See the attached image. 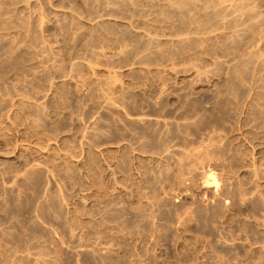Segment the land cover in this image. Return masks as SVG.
<instances>
[{"label": "rangeland", "instance_id": "374dc122", "mask_svg": "<svg viewBox=\"0 0 264 264\" xmlns=\"http://www.w3.org/2000/svg\"><path fill=\"white\" fill-rule=\"evenodd\" d=\"M0 264H264V0H0Z\"/></svg>", "mask_w": 264, "mask_h": 264}, {"label": "bare ground", "instance_id": "6f19581e", "mask_svg": "<svg viewBox=\"0 0 264 264\" xmlns=\"http://www.w3.org/2000/svg\"><path fill=\"white\" fill-rule=\"evenodd\" d=\"M210 170V169H209ZM207 172V171H206ZM258 175V174H257ZM208 177V179H206L205 180V185H211L212 183H213V185L214 186H217L216 184L218 183L217 182V179H216V177L214 176V174L212 173V172H210V174L209 175H207ZM203 183V184H204ZM218 188V187H217ZM216 189V188H215ZM217 190V189H216Z\"/></svg>", "mask_w": 264, "mask_h": 264}]
</instances>
